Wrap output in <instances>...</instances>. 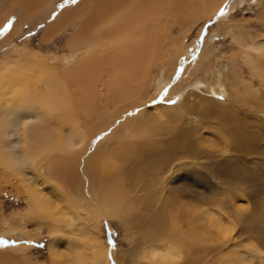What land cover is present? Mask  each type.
<instances>
[{"label":"bare ground","instance_id":"bare-ground-1","mask_svg":"<svg viewBox=\"0 0 264 264\" xmlns=\"http://www.w3.org/2000/svg\"><path fill=\"white\" fill-rule=\"evenodd\" d=\"M16 1L17 6L10 9L13 13L8 16L19 13L20 19L28 21L33 15L37 18L43 12L48 13V7L57 0ZM213 2H69L66 7L69 11L65 8L59 23L54 21L52 29L46 28L40 40L41 44L50 43L58 31L74 25L65 47L71 51L83 49V54L66 74L59 75L32 55L16 57L12 62L0 61V174L12 173L24 185L29 199L27 211L31 219L35 218L30 235L37 238L41 224L48 225V264H123L128 256L146 264H209L212 261L210 256L202 258L193 249L195 239L191 238L189 229L180 228L183 205L180 203L183 198L192 199L199 192L200 184L203 190L211 189L205 181L208 175L223 177L227 190L229 186L244 183L245 179L258 178L255 168H240L257 154L256 132L239 124L236 115L239 112L226 104L234 96L235 102L241 100L236 92L234 96L227 93L226 83L235 90L239 86L248 88V84L233 65L235 69L231 65L227 67L229 79L224 80L225 66L221 65L212 71L210 81L202 76L194 78L190 85L202 95L198 99L192 98L187 90L177 92L176 107L152 108L157 114L150 117L145 101L150 98L147 84L154 70H160L154 89L161 91L170 82L168 78L173 79L176 69L172 56L164 61L160 53L161 43L167 38L164 34H169L174 26H167L165 19L174 20V14H183L189 26L207 17L206 6ZM237 34L232 30V39L239 44L241 39ZM241 47L251 78H258L264 84V43L252 41L242 43ZM210 52L208 49L203 61L197 62L196 73L204 71ZM164 69L169 71L168 76L164 77ZM174 87L167 96H173ZM252 93L255 96V90ZM178 109L180 112H176ZM199 113L204 118L217 117L223 122L225 133H229V140L224 139L225 151L218 152L219 155L227 152V155L215 167L203 159V148L194 142V126L184 120L195 116L200 122ZM163 116L167 117L166 125L161 124ZM200 167L205 173L197 170ZM180 177L184 178L178 181ZM83 197L86 203L93 201L101 209L102 218H113L125 226L130 246L124 251L125 258L118 254L113 261L107 246L89 231H83V238H73L81 231L76 220L82 210L78 205L75 208L72 200H83ZM194 212L204 215L205 227L212 232L215 242L225 244L232 240L237 226L238 237L247 240L246 244L233 245V250L222 255L219 264H264V210L254 212L253 209L244 217L242 210L235 208L234 215L224 213L228 222L202 206ZM8 222L10 232L14 223ZM187 224L194 229L192 222ZM61 227L73 235L65 237ZM61 243L64 248L60 247ZM0 264L16 263L0 253Z\"/></svg>","mask_w":264,"mask_h":264},{"label":"rangeland","instance_id":"rangeland-1","mask_svg":"<svg viewBox=\"0 0 264 264\" xmlns=\"http://www.w3.org/2000/svg\"><path fill=\"white\" fill-rule=\"evenodd\" d=\"M16 4H18L16 0H8V2L7 0H0V6H2L0 7V61L2 63L5 62V60L6 62H12L16 57L32 55L47 67L56 70L59 75L66 74L67 69L75 66L83 54V49L71 51L65 47V44L73 31L74 25L73 27L71 26L66 29L62 28L63 30L61 29L58 31V33L53 36L50 43L41 44L40 40L44 30L46 28L52 29L53 26L51 25L59 23V20L62 19L61 17L65 15L66 7L69 4L68 0H57L52 2V5L48 7V13L43 12V14L38 15L37 18L33 15L31 16L32 19H29L28 21L20 19V16L18 15L19 13L17 15L13 14L14 16H8L13 13L10 9L15 8L14 6H17ZM207 5L205 11H209L208 16L199 18L194 22L195 24L192 23L189 26L186 25V16H183V14H174V20H172V17H170L171 19L169 17L165 19L167 26L171 24L174 26L169 34H164L166 35L165 38L167 37L165 41L166 43H161L162 47L160 53L165 57L164 61H166L169 56H172V60H175L177 63L176 69L173 79L168 78L170 82L163 87L161 91H155L154 89L160 72L159 69L154 70L152 75L153 78L150 79L147 84V87L150 86V94H148L150 98L145 101V108L150 117L157 114L152 111V108L157 107L159 109L161 106L176 107L179 103H177L178 98H176L177 92L181 93V91L183 92L186 90L187 93H190L192 98L198 99L201 94L197 90L195 91L191 88V83H193L194 78L202 76L203 79L210 81L212 78V71L217 70V68L219 69L221 65L226 67V69L224 67V70L222 71L224 80H227V78L229 79V70L227 67L229 68L230 65H233L237 69L243 82L248 84V88L239 86L235 90L226 83L227 93L234 96L236 92L238 98L241 99L240 102H235L234 96V98L231 97L233 100H226V104L232 109H237V112H239L236 113L240 120L239 124L242 126H248L245 128L251 132H256L254 146L257 147V154L251 156V162L242 164L240 168L242 170L246 168H255L253 170H255L258 178L255 180L245 179L244 183L238 184L235 187L229 186L230 189L227 190L224 186L223 177H211L208 175L205 177V181L208 185L212 186V188L209 190H203L200 184L198 186L199 192H196L192 199L183 198L180 203L183 205L181 206L179 226L183 230L189 229L191 238L195 239L192 242L193 249H196L202 258L206 255L207 258L210 256L212 261L208 262L209 264H219L223 259L222 255H228L230 251L233 250V245H237L238 243L246 244L247 240L238 237L239 232H237V226L232 235V240L225 244L215 242L212 232L205 227L204 215L202 213H195L194 210L202 206L210 212L218 215L225 222H228V217H226L227 214L224 213L232 215L233 212H235V208H240L242 210L241 214L244 215V217L251 214L253 209L254 212H262V210H264V115L261 114L264 112V84L258 78H251L250 69L248 66L246 67L243 62L244 49L241 47L242 43L247 44L252 41L264 43L262 42L264 41V0H215V2ZM68 11L69 10L67 9V12ZM7 12L9 13L7 14ZM178 18L182 21H179ZM54 21H56V23H54ZM4 28L6 29L2 34ZM232 30L236 34L238 33L237 35L241 39L239 44L232 39ZM208 49H211V52L205 60L206 62L204 61V71L196 73L195 67L197 62L199 60L203 61ZM233 66L232 68H234ZM168 72H166L165 69L162 71L164 77L169 75ZM166 73H168V75H166ZM154 77L156 81H153ZM175 81H177L178 84L177 82L175 83ZM172 87H174L175 93H173L172 97L167 96L168 92L172 90ZM253 90L256 92L255 96L252 93ZM186 96L187 95H185V97ZM168 97L171 99L168 100ZM212 99L215 100L214 97H212ZM187 101H189V99L184 102ZM260 108H263V110H260ZM222 109L223 108H219V110ZM176 112H180V110ZM154 113L155 115H153ZM161 113L164 115L163 112ZM200 114L201 113H199V116H202V114ZM212 116L213 115H210V117ZM163 117L164 120L161 124L166 125L168 122L167 117ZM210 117L204 118V116H202L200 122L195 116L193 119L188 118V120L187 118H184V120L194 126V142L196 146L200 145L201 148H203L201 150H204L203 159H207V161H210V164H213L215 167L218 165V161L224 160V156L227 155V152H222V154H220L221 156L219 153L224 150L226 144L225 140H229V133H225L226 128L221 120H218L217 117L214 116L212 118ZM196 122L199 123L197 124ZM229 157L230 156L228 155L227 160L230 159ZM197 170L205 173L204 169L201 167L197 168ZM40 173L45 174V171L40 170ZM1 175L2 174H0L1 255H3L5 259L15 262L16 264H48V225L41 224V231L37 238L34 239L30 235V233L33 232L32 228L35 218L31 219L29 216L30 214L27 211L29 199L25 188H23L24 185L21 180L12 173L5 172L3 173V176ZM179 176H181V174H179ZM183 178L184 177L178 178V181H181ZM65 189L68 191L67 188ZM86 194H84V196ZM85 197H83V200H81V198H76L78 200L73 198L72 200L75 204V208L78 205L82 210V213L78 216V220H76V224L81 228V231H78V235L76 234L73 238H83V231H89L95 235L98 241L107 246L109 253H112L113 261H115L118 254L125 258L124 251L128 250L130 247L127 240L128 234L125 226L113 218V220H108L106 217L104 218V216L102 218L100 213L101 209L99 210L94 203H92L93 201L91 203H86L87 200ZM257 208H259L260 211L257 210ZM182 209L186 210L183 211ZM29 218L30 221L28 222ZM240 218V220L243 219V217ZM9 220L14 223V228L10 232H8L7 227ZM187 221L193 223L194 229L187 227ZM61 232L65 237L73 235L64 227H61ZM60 247L64 248L63 243L60 244ZM84 249H86L87 254L90 253L88 247H85ZM252 254L249 253L247 255ZM123 264L146 263L138 261L133 256H128L126 260H123Z\"/></svg>","mask_w":264,"mask_h":264},{"label":"snow or ice","instance_id":"snow-or-ice-1","mask_svg":"<svg viewBox=\"0 0 264 264\" xmlns=\"http://www.w3.org/2000/svg\"><path fill=\"white\" fill-rule=\"evenodd\" d=\"M68 2H71V3H76L77 0H68Z\"/></svg>","mask_w":264,"mask_h":264}]
</instances>
